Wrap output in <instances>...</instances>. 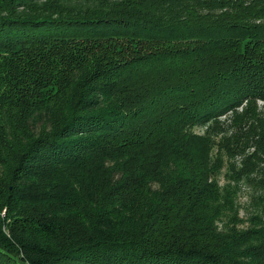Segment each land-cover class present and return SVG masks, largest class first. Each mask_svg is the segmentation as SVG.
I'll list each match as a JSON object with an SVG mask.
<instances>
[{
  "label": "trees",
  "instance_id": "1",
  "mask_svg": "<svg viewBox=\"0 0 264 264\" xmlns=\"http://www.w3.org/2000/svg\"><path fill=\"white\" fill-rule=\"evenodd\" d=\"M258 101L264 0H0V264H264Z\"/></svg>",
  "mask_w": 264,
  "mask_h": 264
},
{
  "label": "rangeland",
  "instance_id": "2",
  "mask_svg": "<svg viewBox=\"0 0 264 264\" xmlns=\"http://www.w3.org/2000/svg\"><path fill=\"white\" fill-rule=\"evenodd\" d=\"M82 2H86L87 0H79ZM260 106L263 107L264 111V101L257 102ZM240 109V108H239ZM232 112L229 111L225 115L220 117V130L216 132L213 131L214 134L217 135L218 138L221 136H230L234 133V131L228 127L230 123V117ZM196 133L203 134L206 130V126H198L195 129ZM239 156V155H238ZM240 157H235L234 162L239 164ZM237 166V165H236ZM230 171H228L227 163L224 164V167L221 169L220 175H218V180L221 185L229 182ZM264 179L260 177L258 174H251L249 179L242 178L238 182L235 180L230 181V184L233 185V203L235 208L238 210V216L236 218L232 217L230 220V224L235 220L237 226L240 228H245L250 225L249 218L255 213L258 198H264V189L262 188L263 182L260 180ZM237 219V220H236ZM239 219V220H238ZM227 218H224L222 222H226Z\"/></svg>",
  "mask_w": 264,
  "mask_h": 264
}]
</instances>
